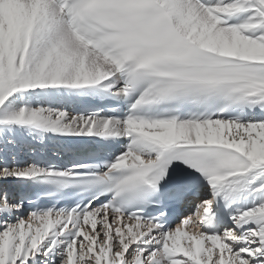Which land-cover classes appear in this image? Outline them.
<instances>
[{
	"label": "snow or ice",
	"instance_id": "6c2138e0",
	"mask_svg": "<svg viewBox=\"0 0 264 264\" xmlns=\"http://www.w3.org/2000/svg\"><path fill=\"white\" fill-rule=\"evenodd\" d=\"M0 264H264V0H0Z\"/></svg>",
	"mask_w": 264,
	"mask_h": 264
}]
</instances>
